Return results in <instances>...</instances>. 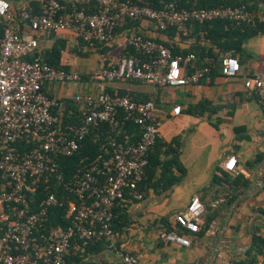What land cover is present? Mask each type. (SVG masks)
Wrapping results in <instances>:
<instances>
[{"label":"built area","instance_id":"1","mask_svg":"<svg viewBox=\"0 0 264 264\" xmlns=\"http://www.w3.org/2000/svg\"><path fill=\"white\" fill-rule=\"evenodd\" d=\"M73 3L99 4L98 11L67 10L60 0H41L38 11L22 7L20 15L12 7V0L0 2V176L6 179L0 189V264H65L71 249L82 251L96 239L105 238L114 246L112 221L118 203L131 198L140 200L145 192L138 182L148 162V152L159 136L158 109L152 99L137 100L127 94L111 93L107 82L141 80L152 85L181 86L203 80L210 83V70L216 64L205 56L204 64L191 73L184 71L187 63L196 60L195 53L174 54L162 41L134 32L127 44L145 59L124 53L115 64L99 67L90 78L100 82L95 94L75 95L73 100L85 108L79 123H63L61 115L53 112L58 105L41 88L49 82L79 81L78 73L49 64L43 59H29L38 51V34L71 30L84 43H110L116 28L126 19H148L159 30L181 26L189 21L203 23L212 20L264 22V11L253 13L245 5L219 7L178 8L174 1L160 7L128 0H73ZM27 28L23 31L20 25ZM221 74L233 78L239 74L237 57H221ZM243 85L253 91L264 108V57L261 67L244 77ZM180 105L171 112L178 114ZM122 112L125 119L140 126L137 140L128 135L113 140L105 155H99L80 174L64 183L75 197L68 203L66 227H51L37 238L35 230L47 221L50 209L62 202L49 193L37 203L30 194L41 182L56 172L58 155H72L88 130L102 122L114 123ZM30 137L36 144L21 152L17 143ZM237 159L229 155L222 162V170L233 173ZM61 178V175H58ZM216 199L211 206L222 202ZM205 211L198 195H193L184 210L174 219L177 229L162 233L165 241L189 246L184 230H197ZM119 264H138V257L130 252L120 253ZM243 264H264V255Z\"/></svg>","mask_w":264,"mask_h":264},{"label":"crops","instance_id":"2","mask_svg":"<svg viewBox=\"0 0 264 264\" xmlns=\"http://www.w3.org/2000/svg\"><path fill=\"white\" fill-rule=\"evenodd\" d=\"M14 10H39L41 0H12ZM66 4L73 0H62ZM21 30L27 28L20 25ZM139 32L180 50L205 41L181 25L159 30L148 19L126 20L107 44L84 43L71 30L38 34V52L63 43L59 64L80 75L79 81L47 82L43 90L59 101L58 113L70 120L81 115L83 106L75 95L95 94L100 82L90 78L99 67H109L129 49L127 37ZM236 77L220 73L210 83L201 80L181 86L152 85L141 80H114L108 91L152 99L158 109L159 139L179 141V160L185 174L168 189L149 187L140 200L126 198L117 205L114 246L90 256L95 264H119L120 253L130 252L138 264H239L261 254L249 251L255 236L264 238V108L253 91L243 85L264 57V35L247 39L237 56ZM173 105H180L173 114ZM72 117V118H71ZM237 159L236 170H222L227 156ZM163 160L166 156L161 155ZM193 195L205 205L196 231L184 230L189 246L167 242L162 233L178 228L174 215L185 209ZM218 198L223 201L211 204ZM173 230V229H171Z\"/></svg>","mask_w":264,"mask_h":264},{"label":"trees","instance_id":"3","mask_svg":"<svg viewBox=\"0 0 264 264\" xmlns=\"http://www.w3.org/2000/svg\"><path fill=\"white\" fill-rule=\"evenodd\" d=\"M67 10L71 8L84 9L88 12L98 11L99 4L91 3H69L66 4L60 0ZM135 3H146L153 7H160L165 2L174 1L178 8H192V7H219V6H238L245 5L251 12L257 13L264 11V0H128ZM29 9V8H28ZM38 11V10H33ZM17 16L20 15V10L16 11ZM132 20V19H126ZM125 20V21H126ZM184 26L187 30L196 35L197 38H202L205 43L202 45L194 44L188 49H182L166 44L174 54L180 53L187 55L191 52L195 53L196 60L191 61L185 65L184 71L188 74L193 72L196 67L204 64L203 58L205 56L213 57L216 61L214 67L210 70V75L215 73L221 74V57L226 54H231L235 57L243 52L244 42L252 37L264 35V22L262 23H245L240 21H226V20H212L199 23L197 21H189ZM178 25L168 26L166 29H176ZM117 29V28H116ZM164 29V30H166ZM116 31V30H115ZM2 32V25L0 23V35ZM79 39V38H78ZM82 41L81 39H79ZM83 42V41H82ZM63 43L58 41L49 50L38 52L28 56L29 59H43L51 65L64 68L59 64L61 50ZM126 54L136 55L139 58L145 59L147 55L137 54L132 47L126 51ZM238 59V57H237ZM239 61V59H238ZM240 64V63H239ZM66 69V68H64ZM67 70V69H66ZM44 86V85H43ZM43 86L41 88L42 92ZM113 93L112 91H110ZM122 95L126 93H120ZM128 95V94H127ZM133 99H139L129 95ZM51 97V96H50ZM74 101V100H73ZM75 102V101H74ZM58 105L53 108V112H58ZM76 104H79L78 102ZM85 112L82 109L81 115L75 120L71 121L63 115V123H79ZM72 118V117H71ZM140 126L133 121L125 119L123 113L120 112L114 123L102 122L96 126L91 127L84 135L83 139L78 142L77 150L69 156L58 155L56 157L57 168L47 182H41L33 193L30 194L32 203H37L42 197L49 193H54L56 197L62 202V205L54 206L50 209L47 221L42 222L38 229L35 230V236L40 238L47 233L51 227H66L70 224V217L67 216L68 203L75 201V197L69 193L64 186V183L75 175L80 174L86 167H88L99 155H105L106 150L110 149V143L113 140H121L124 135L130 137V141H135L139 137ZM36 142L30 137L19 141L17 143L18 149L21 152L35 145ZM179 141L174 139L170 142H164L156 138L155 143L150 147L148 152V162L144 168V173L141 180L138 182V189L146 191L149 187L155 188L161 186L162 189H168L173 184L180 181L185 174V168L179 160ZM161 155L166 156V160L161 158ZM61 178H58V175ZM6 179L0 176V189ZM117 212V205L114 208V218L112 221L113 230L115 233V215ZM177 224V223H176ZM175 229L170 227L169 230ZM110 241L105 238L93 240L82 251H75L71 249L70 255L66 258L65 264H95L89 258L91 255L98 254L109 246ZM249 251H255L258 254L264 255V238L255 236L252 248ZM254 261V260H252ZM250 261V262H252ZM248 262V263H250ZM243 264V263H239Z\"/></svg>","mask_w":264,"mask_h":264},{"label":"clouds","instance_id":"4","mask_svg":"<svg viewBox=\"0 0 264 264\" xmlns=\"http://www.w3.org/2000/svg\"><path fill=\"white\" fill-rule=\"evenodd\" d=\"M0 2H2V0H0Z\"/></svg>","mask_w":264,"mask_h":264}]
</instances>
